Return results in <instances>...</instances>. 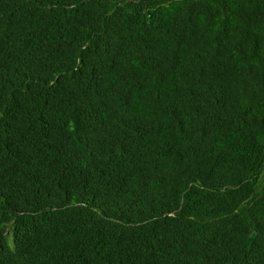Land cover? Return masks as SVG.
<instances>
[{"label":"trees","instance_id":"1","mask_svg":"<svg viewBox=\"0 0 264 264\" xmlns=\"http://www.w3.org/2000/svg\"><path fill=\"white\" fill-rule=\"evenodd\" d=\"M0 264H264V0H0Z\"/></svg>","mask_w":264,"mask_h":264}]
</instances>
